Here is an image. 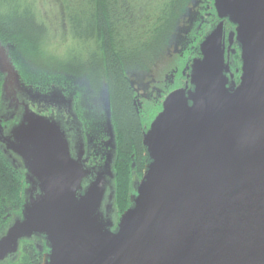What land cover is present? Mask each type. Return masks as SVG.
<instances>
[{
	"label": "water",
	"instance_id": "1",
	"mask_svg": "<svg viewBox=\"0 0 264 264\" xmlns=\"http://www.w3.org/2000/svg\"><path fill=\"white\" fill-rule=\"evenodd\" d=\"M212 6L219 22L198 45L188 83L143 132L145 169L118 218L112 164L88 165L57 117L18 102L24 92L43 105L69 98L27 87L0 52L1 99L21 107L15 125L0 123V149L19 160L25 182L21 213L0 234V264L34 239L43 264H264V0ZM225 21L240 50L237 85Z\"/></svg>",
	"mask_w": 264,
	"mask_h": 264
},
{
	"label": "trees",
	"instance_id": "2",
	"mask_svg": "<svg viewBox=\"0 0 264 264\" xmlns=\"http://www.w3.org/2000/svg\"><path fill=\"white\" fill-rule=\"evenodd\" d=\"M206 2L0 0V52L20 81L39 92L58 91L70 98L76 113L79 109L95 114L103 127L109 121L115 144L117 215L129 207L132 181L142 176L146 165L142 134L148 117L133 105L137 93L133 77L147 75L170 48L183 50L186 40L177 44L178 38L193 16L197 18L199 9L206 8ZM192 36L187 51L176 56L178 64L184 65L185 59L189 62L197 54ZM53 41L63 45L64 51L50 53L53 56L40 63ZM3 80L0 73V109ZM153 109L148 124L161 109L160 100ZM24 188L19 160L9 159L0 149V234L20 215ZM36 244L43 246L42 252ZM45 252L41 241H23L16 258L2 264H43Z\"/></svg>",
	"mask_w": 264,
	"mask_h": 264
},
{
	"label": "flooded vegetation",
	"instance_id": "3",
	"mask_svg": "<svg viewBox=\"0 0 264 264\" xmlns=\"http://www.w3.org/2000/svg\"><path fill=\"white\" fill-rule=\"evenodd\" d=\"M210 9L211 7L209 8L208 6H206V8L204 9L200 8L199 15L197 16V18L193 16L195 17V21L191 24L193 25V27L190 30H188L187 28V32L185 34V40L187 44L189 38H191L192 35H195V37H193V41H196L198 48V45L200 44L204 36L207 33H209L219 22V20L216 17V14L215 16L210 15L209 13ZM234 30H235L234 25L228 23L227 21L224 22L223 48L225 52V60L229 65L230 74L233 76V81L237 85L239 83V78L241 74L240 50L235 39L229 40V35ZM182 48H183L182 53L186 52L188 45L185 44L183 45ZM182 53L180 54L181 56H183ZM195 58H200L199 49L197 51V54L193 56L189 60V62L185 65V68L182 70L180 77H178L176 73H174V76L177 77L175 79L178 80V85L176 88L172 89L171 91L184 87L188 83L187 76L189 74V69L187 67L190 65L191 60ZM227 76L229 77L230 75L228 74ZM172 78L169 77L168 78L169 81ZM148 92L149 91H147L145 88L142 92L139 93L140 95L142 93L141 97L143 98L146 96V93ZM152 92H155L156 94H160L158 89H154ZM146 97L149 98L148 96ZM164 98L157 99L154 102L157 103L158 100H160V108H161V104ZM8 101L10 104V100H5L2 103L3 107L0 109V120H1L0 123L5 128V130L15 125L16 122L18 121V117L21 114V107L14 106V108H12L11 104L10 105L6 104L8 103ZM18 102L20 103L24 102L29 104V107L36 113L37 112H40L41 114L46 113L45 115H53L54 117H57L59 121L64 124V127L68 132L67 133L68 139L70 140L72 145H74L73 138H75L76 140L79 139V144L84 145L85 157L88 158V165L92 167H101L105 163L108 164L110 163L113 166L114 152H115L114 136H112V134L110 133V137H108L107 126L104 125L103 127V125H101L99 121L96 122L95 114L85 113L84 111H81L79 109L77 110L78 113L77 114L73 109L70 98H69V103L65 105H58L54 102H51L50 104L47 105H43V104H37L32 97H30L27 93L24 92L18 95ZM133 105L136 108V111H138L139 113L141 106L138 100L135 99ZM145 130L146 129H144V131ZM74 134H76L78 138L74 136ZM109 153L111 154L113 153V158L111 159L108 158V157H112V155L108 156ZM132 167H134V165ZM114 214L116 218H118L121 215V214L117 215L116 210L114 211Z\"/></svg>",
	"mask_w": 264,
	"mask_h": 264
},
{
	"label": "rangeland",
	"instance_id": "4",
	"mask_svg": "<svg viewBox=\"0 0 264 264\" xmlns=\"http://www.w3.org/2000/svg\"><path fill=\"white\" fill-rule=\"evenodd\" d=\"M208 1H209L208 3L206 2V6H208L209 8L212 7V10L209 11V13H210V15L215 16V11H214V8L212 6L213 0H208ZM194 21H195V18L193 17L190 20L189 25L187 26L188 30H190L193 27V25H191V24ZM185 34L186 33L184 31L181 32L180 37L178 38L179 42L177 44H181L184 41ZM193 37H195V35L192 36V40H193ZM186 45H187V42H186ZM63 51H64L63 45L59 44L56 41H53L49 44L48 49H45L46 54L44 55V58L39 59V62L44 63L46 59H48L50 56H53L50 53L61 54ZM182 51H180V53H179L178 49L175 48V50L172 51L170 48L168 53L166 54V57L159 64H157V66L155 68L151 69L147 75H145V76L144 75L143 76H141V75L135 76L134 75V77H133L134 86H135L136 91H137V94H135V99L138 100V102L141 106L140 111H143L142 115L143 116L146 115V117H148L147 119L144 120V122H146L145 124H143V125H146V126H143L144 129H147V127H148L147 122L151 120V117H149V116L154 111L153 108H154V105L156 104L154 101L157 99H163L167 93H169L172 89L176 88L178 85V80L175 79L177 77L174 76V73H176V75L178 77H180L182 70L185 68V65L188 63V59H185L184 65H181L182 63L178 64L176 56H177V54L179 56V54H181ZM169 77L170 78L173 77L174 79L172 78L169 81V79H168ZM145 88L147 91H149L148 93H146V96H148L149 98H147L146 96L142 98L141 97L142 93H141V95L139 93V92H142ZM154 89H158L160 94H156L155 92H152ZM53 90H51V91H53ZM51 91L44 92V93L41 91L40 92L38 91V93H40L42 95H47ZM45 114H42V115H45ZM120 200L121 199L119 197L118 201H120ZM118 207H120V208L123 207L120 202H118Z\"/></svg>",
	"mask_w": 264,
	"mask_h": 264
}]
</instances>
